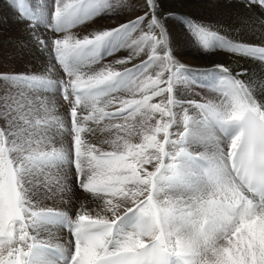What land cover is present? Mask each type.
<instances>
[{
  "label": "clouds",
  "instance_id": "clouds-1",
  "mask_svg": "<svg viewBox=\"0 0 264 264\" xmlns=\"http://www.w3.org/2000/svg\"><path fill=\"white\" fill-rule=\"evenodd\" d=\"M124 4L107 0L94 18L82 15L67 30L60 21L49 63L22 75L7 104L13 131L0 136L5 254L11 248L27 264L38 246L48 264H229L246 238L244 264H264V101L234 78L199 100L173 101L172 84L161 87L168 61L143 33L128 29L119 44L101 39L130 22L109 28L95 18ZM114 49L128 56L115 58ZM141 54L146 67L131 74L125 61ZM34 79L46 81V90ZM148 90L159 103L135 98ZM197 124L207 135L193 141Z\"/></svg>",
  "mask_w": 264,
  "mask_h": 264
},
{
  "label": "bare ground",
  "instance_id": "bare-ground-1",
  "mask_svg": "<svg viewBox=\"0 0 264 264\" xmlns=\"http://www.w3.org/2000/svg\"><path fill=\"white\" fill-rule=\"evenodd\" d=\"M156 2L155 8L159 9L161 12V17L158 18V20L164 28L168 38V50L177 64H182L188 69L186 72L189 76L186 77V80L191 81V83L182 84V87L175 86L174 94L176 99H200L197 96H195L196 98L191 97L193 94H198L191 90L190 84L193 83L191 78L194 77L205 82L202 87V90L205 92L203 91V93L199 94H206L209 89L218 86L222 79L234 78L240 80L257 99L264 101V86H262L264 85V57L247 54L237 55L228 52L226 49L218 47L219 40L216 39L211 42L212 49L205 50L198 36L195 35L191 29V23L194 22L204 26L211 32L217 33L219 37H223L233 43H244L252 46L264 47V6L251 4L249 0H156ZM8 4L7 0H0V22H2L4 18L10 20V29L12 32L14 31L15 34L14 42H16V44L14 43V48L19 53H23L24 56H27V50L30 46L34 45L40 47L36 43L34 38L35 35L28 36L27 32L37 33L39 32V28L32 30L29 25H27V27L29 26L28 28H22L19 22L16 21L17 16L13 14L14 12L9 6L10 4ZM142 8V12L145 13L147 11L145 0H142ZM46 13L49 12L45 11L44 14ZM115 16L116 14L100 15L97 17V20L104 21L108 20V18L118 19V17L115 18ZM147 28L144 29L147 30ZM20 29L22 30L20 31ZM152 31L158 35V29H152ZM142 32L143 29L142 31L137 30V33ZM4 38L5 37L0 39V44L5 41ZM46 39L49 40L50 38L46 37ZM1 48L3 49V47ZM5 48L2 51H4ZM17 51H15L16 55L18 54ZM36 53V59L32 63L27 64V67L32 71H41L45 67L43 63H41L42 60H44L46 64L49 63V60L43 57L40 51H36ZM3 54L8 57L7 53ZM145 58L146 57H138L133 59L128 66L139 64L141 63L140 61H144ZM219 65H222L227 71H221L217 67ZM206 86H208V88H206ZM160 98L162 99V97ZM192 128L194 131L197 130V132H200L196 134H193V131L191 132L193 141L206 137L207 131L201 125H193L191 129ZM161 135H164V131ZM83 195L82 192L78 193L76 191L75 193L77 199L83 198ZM242 240L244 239H241L238 245L241 255L233 257L229 254V264L243 263L242 251L245 246L243 248ZM247 242L251 243L248 239ZM44 254L47 257L46 253Z\"/></svg>",
  "mask_w": 264,
  "mask_h": 264
},
{
  "label": "snow or ice",
  "instance_id": "snow-or-ice-1",
  "mask_svg": "<svg viewBox=\"0 0 264 264\" xmlns=\"http://www.w3.org/2000/svg\"><path fill=\"white\" fill-rule=\"evenodd\" d=\"M107 0H55L54 3V12H53V21L55 23V27L52 30L55 34L62 30L60 21H64V30L70 29L75 26V23L81 21L82 15L84 19H92L100 12V4L106 3ZM251 4H259L264 6V0H249ZM145 7L147 11L144 15L138 16L136 19L130 21L127 25L126 29H121L118 33H114L111 35H105L101 37L102 40H113L116 39L117 44L126 41L128 37L125 35V32L128 29H132L133 31L141 30V26L147 20L148 29H158V35L153 31L144 32V41L146 44H153L155 48V53L161 59L167 60L169 64L170 71L166 72L167 76H165L166 82L161 85V87L167 88L168 84H172L171 88V96L173 101H175V86L177 83L183 82L191 83V81L184 79V73L188 71V69L183 65L177 64L172 58L169 50H168V38L165 34L164 28L161 26L158 18L156 17L155 11V0H145ZM22 16L28 18L31 22L30 26L35 28L34 17L29 15L28 13L22 11ZM149 17H151L149 19ZM191 29L195 35L198 36L200 42L202 43L205 50L212 49V41L214 39L219 40L218 47L224 48L228 52L235 53L237 55L247 54L253 56H261L264 57V47L252 46L244 43H233L232 41L226 40L223 37H219L217 33L209 31L204 26H201L196 23H191ZM36 43L40 46L41 51L51 50V45L56 43L59 45V41H53L52 39L46 40L39 35L34 36ZM119 49H114V51H118ZM132 60H126L127 65L131 63ZM134 65H137L134 67ZM131 67V74H135L142 70V67H146V65L134 64ZM221 71H227L222 65L217 66ZM172 76V80L168 81L167 77ZM0 79L5 80L7 82L19 84L24 77L22 75H0ZM238 80V79H237ZM240 81V80H239ZM32 85L36 87L38 90H46L47 82L39 79H34ZM242 83V82H241ZM264 86V85H262ZM246 87V86H245ZM147 94L151 97L149 103H153V99L158 96H152L151 90H148L146 93H137L136 99H141L143 95ZM167 95L168 93H164ZM11 120V119H9ZM8 120V121H9ZM163 123V121L161 122ZM13 131V125L11 123L7 124V127H0V136L11 138L10 133ZM9 245L15 243V239L7 241ZM27 264H48L47 257L44 254V251L38 247L34 246L33 251L28 254ZM0 264H25L23 260L16 256V253L13 249L9 248L7 254H5L4 247L0 244Z\"/></svg>",
  "mask_w": 264,
  "mask_h": 264
},
{
  "label": "rangeland",
  "instance_id": "rangeland-1",
  "mask_svg": "<svg viewBox=\"0 0 264 264\" xmlns=\"http://www.w3.org/2000/svg\"><path fill=\"white\" fill-rule=\"evenodd\" d=\"M9 1L12 3H10ZM19 1H21V2H19ZM7 3L10 4V5L9 4L8 5L13 10V12H14L13 14L17 16L16 21L19 22V24L22 26V28H28L32 22L28 18H26L25 16L21 15L22 11H24V12H26L29 15L34 17L35 28L31 27V29L36 30V28L37 29L39 28L38 29L39 32H37V33L27 32L28 36L39 35L41 37H44L45 39H46V37L47 38L49 37L50 38L49 41L53 38L54 33L52 30L54 29L53 12H54L55 0H46V1L45 0H7ZM156 3L157 2L155 0V4ZM142 10H143L142 0H125L124 6L122 8H120V11L115 16V18L118 17V19H116L118 22L115 19H111V18H108V20H104V21H99V20H97V18H95L94 24L106 26L109 28H111V27L114 28V27H117L121 24L129 23L130 21L136 19L140 15H144L145 13L142 12ZM45 11H47L49 13L44 14ZM155 11H156V17L160 18L161 12L159 11V9L155 8ZM149 19H150V17H149ZM147 23L148 22L146 20L145 23L141 26V28L143 29L142 33L152 31V29L148 30ZM27 25H29V26L27 27ZM10 27H11L10 20L4 18L3 21L0 22V39L5 37L4 38L5 41L1 42V44H0V75H27L30 72L31 73L40 72L39 70H33V71L30 70L27 67L28 66L27 64L32 63L36 59V56H37L36 51H40L41 53L43 51L40 50V47H36V46L32 45L27 50V52H28L27 56H24L23 53H19L14 48V43L16 44V42H14L15 41V37H14L15 34H14V31L12 32ZM85 27L91 28V27H93V24H87ZM144 28H147L148 31ZM21 30L22 29H20V31ZM33 40H34V38H33ZM9 41H10V43H9ZM12 43H13V45H12ZM113 43H115V41H113ZM1 47H3V49L5 47L6 48L4 51H2L3 49ZM15 51L18 52L17 55H16ZM146 51H148L147 48H146ZM3 53H7L8 57ZM42 55H43V57L47 58L50 61L51 55H52L51 50L50 49L46 50L45 52L42 53ZM127 56H128V52L125 50H120L115 54V58H126ZM139 57H146L145 59H147V56L143 55V54H141ZM111 59H113V57H108V60H111ZM51 62L57 63L54 59H52ZM140 62H142V61H140ZM41 63H43V66L47 65L44 62V60H42ZM130 67H131V65H130ZM165 76H167V73H165ZM188 76L189 75L187 74V72H185L184 73V77H185L184 79L186 80V77H188ZM191 79L193 81V83L190 84L191 90L196 92V93H203L204 90H202V87H203L205 82L203 80H198V78H194V77H192ZM1 80H0V91H1L0 92V109H1L0 110V112H1V114H0V127H7L8 120L11 119V116L8 115L9 109L7 108V104H10L12 102V97H14L15 95L18 94L21 86L19 84L13 83L14 84L13 85L11 82H7L5 80L1 81ZM182 84H185V82H183V80L181 82L177 83L176 86L182 87L183 86ZM206 88H208V86H206ZM45 94H47V93H45ZM195 96L200 98V95H197V94H193V96H191V97L196 98ZM159 98L160 97H155L152 102L153 103H159L161 100V98L160 99ZM179 100H181V99L179 98ZM183 100H188V99L183 98L181 101H183ZM60 105L61 106L58 107V111L60 113H65L66 107L63 106L62 99L60 101ZM163 131H164L163 129H160L159 134L157 135L156 139H159L160 136H162L161 133ZM191 132L193 134L200 133V132H197V130L194 131L193 128L191 129ZM192 133H191V135H192ZM129 162L132 163L131 160H129ZM73 172H74V169H73ZM73 184H75L74 180H73ZM76 191L78 193H80L79 189H77ZM242 243H243V248H244V246L246 247V246L251 245V243L247 242L246 238L244 240H242ZM263 244H264V241H263ZM242 258H243L242 264H244L243 255H242Z\"/></svg>",
  "mask_w": 264,
  "mask_h": 264
}]
</instances>
